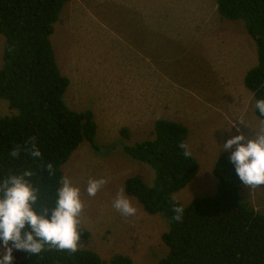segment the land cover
Listing matches in <instances>:
<instances>
[{"label":"rangeland","instance_id":"rangeland-1","mask_svg":"<svg viewBox=\"0 0 264 264\" xmlns=\"http://www.w3.org/2000/svg\"><path fill=\"white\" fill-rule=\"evenodd\" d=\"M215 7L217 0H72L55 24L57 63L70 80L65 101L73 111H92L98 128V147L84 142L63 174L81 189L82 228L91 233L79 248L98 253L104 264L115 255L134 264H160L168 254L162 240L168 221L146 212L125 191L127 178L152 186L156 173L130 158L125 146L152 139L158 120L188 127L198 174L173 195L185 207L217 193L214 169L231 151L221 145L264 125L245 86L247 72L258 63L257 45L243 21L223 19ZM4 47L0 34V67ZM12 114L9 102L0 100V117ZM101 177L107 183L89 196L88 180ZM121 190L137 208L134 216L112 207ZM241 194L264 213V186L243 185ZM14 256L20 260L19 251Z\"/></svg>","mask_w":264,"mask_h":264},{"label":"trees","instance_id":"trees-1","mask_svg":"<svg viewBox=\"0 0 264 264\" xmlns=\"http://www.w3.org/2000/svg\"><path fill=\"white\" fill-rule=\"evenodd\" d=\"M71 1L0 0V34L5 36L0 100H7L13 110L12 115L0 117V180L31 171L27 179L39 190L37 211L54 206L63 166L73 153L84 142L98 147L94 113L73 111L65 101L70 80L57 63L51 40L64 6ZM217 10L223 19L243 21L254 39L258 63L247 72L245 86L255 101L264 98V0H217ZM128 132L124 129L122 134L129 137ZM188 136L184 124L158 120L152 139L123 148L156 173L152 186L139 177L127 178L125 191L146 212L168 221L169 229L162 235L168 254L160 264H264V213L242 196L243 184L229 159L231 151L216 163L217 193L183 206L182 217L174 219V208L181 204L173 195L198 174ZM33 145L41 156H32ZM13 150L17 156L11 155ZM48 164L53 166L51 171ZM90 237L82 228L80 243ZM19 253L15 264H104L98 253L79 247L70 252L46 245L37 255ZM110 263L134 264L125 255L113 256Z\"/></svg>","mask_w":264,"mask_h":264},{"label":"clouds","instance_id":"clouds-1","mask_svg":"<svg viewBox=\"0 0 264 264\" xmlns=\"http://www.w3.org/2000/svg\"><path fill=\"white\" fill-rule=\"evenodd\" d=\"M255 108L264 117V98L256 100ZM180 147L186 146L181 144ZM221 147L224 151L231 150L230 162L243 185L264 186V125L251 135L232 136ZM31 154L41 156L35 145ZM184 154L188 156L189 152L186 150ZM11 155L17 156L18 151L13 150ZM47 167L49 171L53 168L51 164ZM31 175V171H25L0 180V264H15L14 251L37 255L46 245L57 250H78L84 209L81 189L71 178L62 177L56 189L54 206L37 211L34 205L39 199V190L27 179ZM106 183L107 179L103 177L90 178L87 194L95 196ZM112 207L126 217L137 213V208L123 190L113 200ZM174 212V219L179 220L184 213L183 206L178 204Z\"/></svg>","mask_w":264,"mask_h":264},{"label":"crops","instance_id":"crops-1","mask_svg":"<svg viewBox=\"0 0 264 264\" xmlns=\"http://www.w3.org/2000/svg\"><path fill=\"white\" fill-rule=\"evenodd\" d=\"M217 9V7H215V10ZM217 11V10H216Z\"/></svg>","mask_w":264,"mask_h":264}]
</instances>
